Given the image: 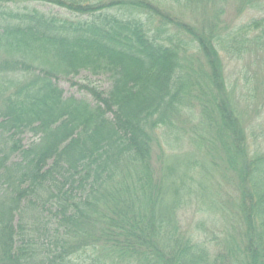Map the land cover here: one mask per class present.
I'll return each instance as SVG.
<instances>
[{
	"label": "trees",
	"instance_id": "16d2710c",
	"mask_svg": "<svg viewBox=\"0 0 264 264\" xmlns=\"http://www.w3.org/2000/svg\"><path fill=\"white\" fill-rule=\"evenodd\" d=\"M168 1L0 0V264H264V5Z\"/></svg>",
	"mask_w": 264,
	"mask_h": 264
},
{
	"label": "rangeland",
	"instance_id": "374dc122",
	"mask_svg": "<svg viewBox=\"0 0 264 264\" xmlns=\"http://www.w3.org/2000/svg\"><path fill=\"white\" fill-rule=\"evenodd\" d=\"M248 1H251V9H248V13H257L258 15H261L262 10L260 9H255L254 6L252 5L253 2H258L259 5H264V0H226V2L222 3L221 5L217 6L216 9H206L207 11L203 10H198V9H191L185 7L182 3H173V2H166L167 9L170 10V12L173 15H176L177 17L182 18L186 22H189L193 25H200L202 21L208 20L211 18V15L215 12L216 15L220 19V27L224 26L225 23L227 25L231 24L237 17L238 15H235V11L237 8L240 6L241 3H246L249 4ZM32 6L38 7V9L43 10L45 12L51 11L59 14H65L63 10L57 7H52V6H45L40 3H33ZM242 18L245 19L243 16ZM204 20V21H205ZM225 56H228L226 53H224ZM249 64L248 58H245L244 60H240L238 63H230V69L227 68V71L233 72L239 75V77H242L243 73L244 77H252L254 74H256V66L255 65H250L251 67L248 68L247 65ZM81 80V79H77ZM242 82V81H241ZM110 84V81L105 78V79H100V85L102 86L101 88L106 89L108 88ZM59 86L64 90V93L66 96L69 95H75V96H83V93L78 92L76 89V86L70 85L68 81L61 80L59 83ZM191 212L188 211L186 213L187 218L191 215Z\"/></svg>",
	"mask_w": 264,
	"mask_h": 264
}]
</instances>
